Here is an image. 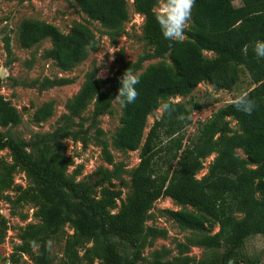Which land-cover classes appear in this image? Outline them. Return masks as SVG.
<instances>
[{"label": "trees", "instance_id": "obj_1", "mask_svg": "<svg viewBox=\"0 0 264 264\" xmlns=\"http://www.w3.org/2000/svg\"><path fill=\"white\" fill-rule=\"evenodd\" d=\"M75 1L110 33L121 30L129 19L127 0ZM160 1L133 0L134 11L144 17L143 38L151 52L135 62L123 63L112 77L101 79L94 72L88 73L78 93L65 104L69 112L63 115L65 118L82 116L92 104V119L96 122L110 110L126 69L135 73L147 59H170V63H152L138 74L139 96L123 107L120 126L110 144L123 152L140 149V161L131 172V192L124 199L122 190L111 182L118 167L104 171V177L97 181L98 191L75 180L82 166L67 175L73 160L66 155L59 137H71L86 145L87 139L79 131L64 133L58 127L53 132L37 134L31 142L6 136L1 128L18 125L21 117L0 93V150L8 149L12 156V162L0 156V191H15V201L30 203L37 220L22 230L21 244L11 264H19L23 254L34 264H50L44 245L58 237L66 225L72 232L65 235L58 264H193L188 255L169 258L162 250H156L151 259L143 255L151 238L166 235L165 229L146 224L149 210L162 197L181 206L165 209L178 225L203 232L200 237L180 243V255L188 244L206 249L223 247L224 263L239 262L243 259L239 249L246 239L256 234L264 236V58H258L253 51L254 43L264 40V0H239L240 5H235L236 0H196L183 42L163 38L155 20V6ZM46 38L51 47L45 50V57L66 71L84 61L99 44L91 28L81 22H75L65 33L43 20L21 21L22 47L30 48ZM4 46L10 55L9 37L4 38ZM204 52L213 56L207 57ZM243 74L254 85L247 92L257 102V109L246 115L228 103L200 122L192 142L186 145L183 131L191 124L192 112L200 110L201 105L193 102L189 109L171 98L188 96L202 82L230 90ZM2 81L0 75V89ZM45 82L64 85L71 79ZM165 103L172 106L171 110L162 111L143 140L148 115ZM53 106V101L45 102L36 110L35 118L47 119ZM231 120L237 128L231 126ZM97 132L102 154L111 164L110 145L100 138L102 130ZM238 149L245 157L239 156ZM212 154L215 157L207 173L198 178L204 160ZM18 169L29 181L26 187L14 181ZM6 224L7 219L0 214V242ZM111 237L120 241L121 250ZM32 240L40 245L39 249L30 247Z\"/></svg>", "mask_w": 264, "mask_h": 264}, {"label": "rangeland", "instance_id": "obj_2", "mask_svg": "<svg viewBox=\"0 0 264 264\" xmlns=\"http://www.w3.org/2000/svg\"><path fill=\"white\" fill-rule=\"evenodd\" d=\"M129 4V19L124 23L121 30L110 33L98 21L91 19L85 14L75 0H0V75L2 86L0 93L8 99L18 110L21 122L16 126L1 128V131L9 137L26 142H31L37 134L53 132L58 127L62 131H79L81 137H86L87 144L83 145L80 140L71 137H59L66 148V155L73 160L67 175H72L77 166H82L76 181L83 185L99 190L97 181L104 177L105 170L117 168V174L111 178L115 188L122 190V199L131 192V172L140 161V149L134 151H118L112 148V138L120 126L123 108L113 100L110 110L92 119L93 105L89 104L80 117H63L69 114L65 108L67 100L74 97L83 85L87 74H94L106 79L115 75L120 66L125 62H135L143 55L151 52V47L143 38L142 27L144 17L134 11L133 0H127ZM235 5H240L236 0ZM163 0L155 10L162 11ZM31 18L43 20L54 24L61 31L68 32L75 22H81L95 33L99 39L98 47L91 51L88 57L71 70L60 69L51 58L44 55L45 50L51 47V41L46 38L30 48H24L19 41V25L23 19ZM190 24V22H189ZM189 26V25H188ZM9 37L11 54L5 50L4 38ZM113 50H116L112 54ZM112 54V55H111ZM207 57H212L211 52H204ZM164 60L170 63V59L150 58L142 63L140 70L143 72L150 64ZM69 78L71 82L64 85H49L46 79ZM254 85L246 75H241L239 83L232 89H218L207 82L200 83L185 97L176 96L171 100L184 103L189 109L193 102L201 105L200 110H195L191 115V124L184 129V143L189 145L196 135L197 126L200 122L208 119L212 113L232 102V98L241 91H248ZM53 101V113L47 119L38 121L35 118L36 110L45 102ZM161 107L148 115L146 127L143 132V140L154 121L161 116ZM231 126L237 128L235 121L231 120ZM101 129L100 138L107 140L113 155V163H108L97 142L98 132ZM142 140V142H143ZM240 157H245L242 150L238 149ZM2 156L8 162H12V156L8 149L0 150ZM215 154L208 156L203 163V168L198 171L197 177H203L213 161ZM14 181L23 187L28 185V179L22 170L14 174ZM107 185V184H105ZM17 193L13 190L0 191V214L7 219L4 238L0 242V264H11L16 248L21 244L20 235L25 226L34 223V208L30 203L16 202ZM120 202L118 201V204ZM181 208L169 197H162L154 202L149 210L146 224L166 230L165 236L151 238L144 247L143 255L151 259L156 250L167 252L169 258L188 255L193 264H226L223 262L225 248L206 249L188 244L186 252L180 255V243H187L188 238L200 237L203 232L192 231L181 227L166 212L165 209L176 210ZM190 208V207H187ZM115 209L114 211H116ZM241 217V215H238ZM217 231V227L213 232ZM69 225L58 237H53L52 247L48 249L50 264H58L63 254L65 235L71 233ZM119 249L122 244L115 237L110 238ZM36 250V249H35ZM243 257L239 262L230 260L228 264H264V236L252 235L246 239L239 249ZM19 264H34V261L26 254L20 256Z\"/></svg>", "mask_w": 264, "mask_h": 264}, {"label": "clouds", "instance_id": "obj_3", "mask_svg": "<svg viewBox=\"0 0 264 264\" xmlns=\"http://www.w3.org/2000/svg\"><path fill=\"white\" fill-rule=\"evenodd\" d=\"M196 0H163L162 11L155 15L161 34L165 40L173 42H183L185 39V29L188 27L195 7ZM253 51L258 58H264V40H257L254 43ZM116 50H113L112 54ZM111 54V55H112ZM120 86L115 100L123 108L134 103L139 92L137 85L140 83L139 75L135 74L130 68L126 69L120 78ZM232 105L237 111L246 115H251L258 107L257 102L252 99L247 91H241L232 98ZM162 111H170L171 105L163 104ZM30 247L39 249L40 245L35 241H29ZM53 241L49 240L44 245L50 249Z\"/></svg>", "mask_w": 264, "mask_h": 264}, {"label": "water", "instance_id": "obj_4", "mask_svg": "<svg viewBox=\"0 0 264 264\" xmlns=\"http://www.w3.org/2000/svg\"><path fill=\"white\" fill-rule=\"evenodd\" d=\"M231 262V261H230Z\"/></svg>", "mask_w": 264, "mask_h": 264}]
</instances>
